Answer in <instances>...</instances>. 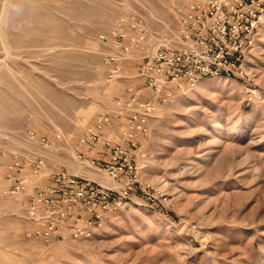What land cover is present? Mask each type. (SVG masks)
Masks as SVG:
<instances>
[{"label":"rangeland","instance_id":"obj_1","mask_svg":"<svg viewBox=\"0 0 264 264\" xmlns=\"http://www.w3.org/2000/svg\"><path fill=\"white\" fill-rule=\"evenodd\" d=\"M195 1L1 0L0 150L42 153L47 164L12 196L4 178L10 157L0 153V264H264V0H256L240 72L205 76L167 99L143 88L155 104L131 152L134 181H113L75 161L84 129L100 113L113 115L128 85H140L138 53L125 61L124 75L106 80L107 47L97 35L135 11L153 46ZM30 130L60 131L63 140L44 148L27 141ZM105 131L119 139V128ZM79 149L103 158L87 144ZM57 167L116 197L92 236L27 233V196Z\"/></svg>","mask_w":264,"mask_h":264},{"label":"built area","instance_id":"obj_2","mask_svg":"<svg viewBox=\"0 0 264 264\" xmlns=\"http://www.w3.org/2000/svg\"><path fill=\"white\" fill-rule=\"evenodd\" d=\"M255 3L256 0L195 1L180 15L178 28L165 41L156 38L153 46L141 14L131 11L119 15L110 29L97 35L107 47L103 53L105 77L113 82L122 76L125 61L138 53L140 62L135 75L140 85H128L125 95L116 101L115 113H100L84 129L76 143V163L102 169L113 181H134L129 174L137 165L131 160V152L138 147L137 137L147 133L148 117L155 104L151 96L143 94V88L167 99L175 90L191 88L205 76L230 77L240 72L245 39L257 17ZM109 127L119 128L118 140L106 133ZM26 139L52 148L63 140V135L55 131L48 137L30 130ZM83 144L101 152L103 158L99 161L95 155H85L79 149ZM0 153L10 157L4 178L5 192L12 196L25 193L30 176H40L47 164L46 156L38 152L2 149ZM91 182L65 167L50 170L47 181L27 196L26 214L33 223L27 233L45 240L53 235L63 239L92 236L102 225L101 215L113 197L106 187L98 188Z\"/></svg>","mask_w":264,"mask_h":264},{"label":"crops","instance_id":"obj_3","mask_svg":"<svg viewBox=\"0 0 264 264\" xmlns=\"http://www.w3.org/2000/svg\"><path fill=\"white\" fill-rule=\"evenodd\" d=\"M0 5H1V0H0ZM122 75H124V69H123V74ZM135 84V83H134Z\"/></svg>","mask_w":264,"mask_h":264}]
</instances>
